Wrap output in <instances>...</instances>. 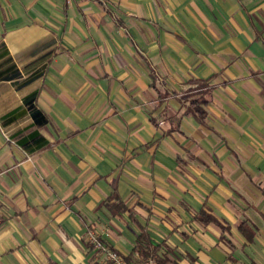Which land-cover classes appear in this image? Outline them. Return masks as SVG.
Wrapping results in <instances>:
<instances>
[{
  "label": "crops",
  "instance_id": "crops-1",
  "mask_svg": "<svg viewBox=\"0 0 264 264\" xmlns=\"http://www.w3.org/2000/svg\"><path fill=\"white\" fill-rule=\"evenodd\" d=\"M0 203V264H264V0H0Z\"/></svg>",
  "mask_w": 264,
  "mask_h": 264
},
{
  "label": "trees",
  "instance_id": "trees-1",
  "mask_svg": "<svg viewBox=\"0 0 264 264\" xmlns=\"http://www.w3.org/2000/svg\"><path fill=\"white\" fill-rule=\"evenodd\" d=\"M210 93V91H206ZM191 103V112L194 113L200 117H204L207 114L206 106L210 103V100H208L207 97L203 96V92L201 91L198 93V96L195 99H192L190 101ZM41 113V112H40ZM44 119L42 118L41 121ZM110 209L113 214L116 213H122L129 210V207L121 201L120 197L118 195H111L106 203H105ZM200 219L203 221H213V218L206 213H201ZM239 229L244 234V236L247 238L248 241H252L255 236V230H253L250 225L248 224V220L243 221L239 225ZM139 241L137 242V245L134 249L139 255L143 257H148L153 254H156L158 249L157 247H154L152 243L150 242V239L147 235V232L144 228H141V234L139 235ZM161 264V263H160Z\"/></svg>",
  "mask_w": 264,
  "mask_h": 264
},
{
  "label": "built area",
  "instance_id": "built-area-1",
  "mask_svg": "<svg viewBox=\"0 0 264 264\" xmlns=\"http://www.w3.org/2000/svg\"><path fill=\"white\" fill-rule=\"evenodd\" d=\"M1 217L2 210L0 203V220ZM86 239L95 257L104 264H130L121 253L105 242L97 230H88ZM142 264H158L157 257L155 255L148 256L143 260Z\"/></svg>",
  "mask_w": 264,
  "mask_h": 264
}]
</instances>
